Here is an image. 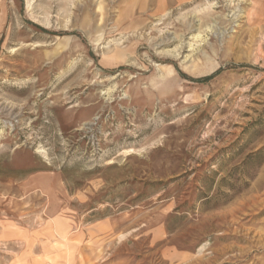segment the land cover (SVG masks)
I'll return each instance as SVG.
<instances>
[{"label": "rangeland", "instance_id": "rangeland-1", "mask_svg": "<svg viewBox=\"0 0 264 264\" xmlns=\"http://www.w3.org/2000/svg\"><path fill=\"white\" fill-rule=\"evenodd\" d=\"M0 264H264V0H0Z\"/></svg>", "mask_w": 264, "mask_h": 264}, {"label": "bare ground", "instance_id": "bare-ground-1", "mask_svg": "<svg viewBox=\"0 0 264 264\" xmlns=\"http://www.w3.org/2000/svg\"><path fill=\"white\" fill-rule=\"evenodd\" d=\"M200 36V33L197 35V37ZM122 50V49H121ZM117 53V52H116ZM120 62V61H119ZM123 63V62H122ZM119 64V63H118Z\"/></svg>", "mask_w": 264, "mask_h": 264}, {"label": "trees", "instance_id": "trees-1", "mask_svg": "<svg viewBox=\"0 0 264 264\" xmlns=\"http://www.w3.org/2000/svg\"><path fill=\"white\" fill-rule=\"evenodd\" d=\"M207 79H208V77H206V78L202 79V81H203V80H207Z\"/></svg>", "mask_w": 264, "mask_h": 264}]
</instances>
